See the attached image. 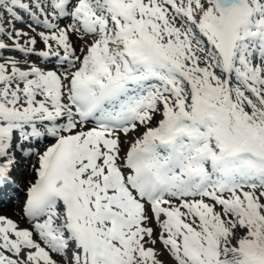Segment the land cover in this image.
Instances as JSON below:
<instances>
[{
    "label": "snow or ice",
    "instance_id": "obj_1",
    "mask_svg": "<svg viewBox=\"0 0 264 264\" xmlns=\"http://www.w3.org/2000/svg\"><path fill=\"white\" fill-rule=\"evenodd\" d=\"M3 35L52 66L0 62V264H264V0H0Z\"/></svg>",
    "mask_w": 264,
    "mask_h": 264
},
{
    "label": "rangeland",
    "instance_id": "obj_2",
    "mask_svg": "<svg viewBox=\"0 0 264 264\" xmlns=\"http://www.w3.org/2000/svg\"><path fill=\"white\" fill-rule=\"evenodd\" d=\"M27 2V0H26ZM24 15V18L25 20L27 21L28 20V17L26 14H23ZM65 23H67V21H65ZM6 29L7 30H10L11 29V25H8L6 24L5 25ZM15 27L17 29H22L23 31L25 32H29L30 29L27 27L26 24H20V23H17L15 25ZM33 27L36 28V31L35 32H30V35H34L36 36V38L40 39L38 35H36L38 32L40 31H47L46 29L44 28H41V27H36L34 24H33ZM61 27H63V24H61ZM28 37H22L20 38V43L22 46H24V42L25 40H27ZM0 40H2L5 44L9 45L8 48L4 49V50H0V62H3V59H7V58H14V59H17V60H28V62L30 64H36L37 66H40V67H44L46 62H45V59L42 58V57H38L37 55H32V54H29L27 56H25L24 54L16 51L13 47H12V41L6 36V35H3V36H0ZM43 45V46H42ZM35 52L36 53H39L41 50H47L45 45L42 43L41 46H37L35 45ZM77 49H79V45H77ZM44 60H42V59ZM54 62V61H53ZM48 64V67H51L52 66V63H47ZM31 171V169H28ZM17 182V186H19V197H17V199L15 200V202H11L7 205H0V216H5L4 213H6L5 211H8L12 214H15L16 212L18 213V215L20 216V218L22 219V216H21V213H20V205H21V199H22V194H21V191L23 190V188L20 187V182L18 180H16ZM19 198V199H18ZM14 208H15V211H14ZM2 211V212H1ZM23 222H25L24 219H22ZM166 259V257H164Z\"/></svg>",
    "mask_w": 264,
    "mask_h": 264
},
{
    "label": "bare ground",
    "instance_id": "obj_3",
    "mask_svg": "<svg viewBox=\"0 0 264 264\" xmlns=\"http://www.w3.org/2000/svg\"><path fill=\"white\" fill-rule=\"evenodd\" d=\"M35 35V34H34ZM37 46H41L42 42H40V39L37 38ZM43 46V45H42ZM42 59V58H40ZM44 60V59H42ZM46 62V61H45ZM46 63H50V62H46ZM21 179V187L25 188L28 183L33 179V176L31 174V171L28 170L26 174H24L23 176H20ZM19 192H16L15 189L13 188H6L2 191H0V205H7L11 202H15V200L18 197ZM15 211V208H14ZM2 212V211H1ZM6 213H4V215H6V217L13 219L14 221H17L20 225V227H27L28 225L23 222V220L20 218V216L18 215V213L16 212L15 214H12L8 211H5ZM20 213H21V207H20ZM1 214V213H0ZM22 216V213H21Z\"/></svg>",
    "mask_w": 264,
    "mask_h": 264
}]
</instances>
